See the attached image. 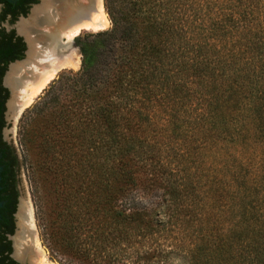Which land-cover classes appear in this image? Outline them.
<instances>
[{"label": "trees", "instance_id": "trees-1", "mask_svg": "<svg viewBox=\"0 0 264 264\" xmlns=\"http://www.w3.org/2000/svg\"><path fill=\"white\" fill-rule=\"evenodd\" d=\"M23 1L3 0L0 20ZM104 9L111 27L74 37L80 68L31 109H39L46 168L61 176L48 238L92 262L157 225L137 195L162 189V202L195 206L192 264H264V0H104ZM20 48L0 29V81ZM7 97L0 86L2 225L17 201V156L1 140ZM181 138L197 172L205 150V186H163L152 171L163 164L159 140Z\"/></svg>", "mask_w": 264, "mask_h": 264}, {"label": "rangeland", "instance_id": "rangeland-1", "mask_svg": "<svg viewBox=\"0 0 264 264\" xmlns=\"http://www.w3.org/2000/svg\"><path fill=\"white\" fill-rule=\"evenodd\" d=\"M40 4L41 1L39 0L35 7ZM102 6L106 16V22L103 28L96 31L83 30L80 33L97 32L107 30L111 27L110 18L104 9V0H102ZM33 8L26 17L17 20L13 24L18 34H20L18 31L19 24L24 21H29ZM8 25L7 23H3L6 29H10L11 27L9 28V26H13ZM20 35L24 37L22 33ZM28 51L29 49L26 52ZM76 52L78 55V51ZM26 58L25 55L22 62ZM79 68L80 56L78 55L77 64L72 68L59 71L35 99H33L29 107L23 110L21 109V113L17 114L15 118L13 117L10 122H8V119L11 116L7 115L6 104L12 97L8 93L5 103V125L2 128L1 136L3 141L14 149L18 162L15 168L17 201L14 213L15 225L13 233V240L16 238L18 243L16 241L13 243L14 252L19 249V242L22 245L24 244L27 249L24 247L21 249L29 251L30 256L24 262H21L23 264H38L40 251L43 253L44 264H192L188 253V249L191 246L192 226L189 225L188 218H192L193 213L189 211L195 206L192 207V204L186 198L183 202H173L172 200L162 202V189H157L152 192L139 190L137 195L141 209H144L146 212L145 215L151 219V223L155 221L157 225H153L152 223L153 228H151L150 232L144 234L137 235L138 232L135 230L132 232L130 239L128 238L124 242H119L116 245L107 247L104 251L97 252L92 262H83L81 258L78 259L70 251L68 252V250L66 251L57 245H53L51 239L48 238L45 226L49 224V220L57 212L55 205L56 192L61 176L59 174H53L51 170L49 172L46 168L47 160H43L42 148L39 145L41 132V118L37 114L39 109H31L40 100L39 98L43 96L44 91L48 89L54 80L56 81L60 76L75 73ZM55 86L57 87V84ZM63 94L62 92L59 96L60 103L66 104L68 103V95L63 96ZM48 111L51 110L48 109ZM50 113H45L44 119H49ZM23 135H26L25 140L28 141L26 142V146L20 144ZM185 141L187 142V140L182 138L180 140L173 139L169 143L167 141V146L163 147L162 145L165 141L163 139L159 140L158 146L160 144L161 150L165 151V153L163 155L162 153L158 154L157 159L162 160L163 164L160 172H157L159 165L154 167L152 171L156 173L158 178L163 179V186L168 183H174L177 186V184L187 183L190 179L197 181L199 185L205 186V150L202 151L200 156L201 163L199 164V170L197 172L196 165L193 161V157H196V155L192 149L184 145ZM178 147H181L182 150L183 148L185 149L184 156L181 158H176L174 154L175 148ZM178 160L179 162L176 164ZM181 163L183 164L181 165ZM165 181L167 182L165 183ZM203 186H198L197 191H202ZM186 203L190 204L188 209L186 208ZM23 204L26 205L27 210L31 214V226L34 230L33 237L36 238L37 247L30 236L28 238H25L26 236H17L20 233L18 213L20 212V205ZM188 213L191 214L190 217ZM25 235H28V233ZM83 238L85 239V235L81 234L80 239ZM32 253H35V255L31 256Z\"/></svg>", "mask_w": 264, "mask_h": 264}, {"label": "bare ground", "instance_id": "bare-ground-1", "mask_svg": "<svg viewBox=\"0 0 264 264\" xmlns=\"http://www.w3.org/2000/svg\"><path fill=\"white\" fill-rule=\"evenodd\" d=\"M105 22L102 0H41V4L33 8L29 21L18 26V31L28 41L27 58L11 65L5 80L12 90L22 83L15 89L17 92H13L20 104L19 111L29 105L59 71L77 64L78 55L71 45L72 39L83 30L102 29ZM18 218L20 233L17 236H30L37 247L31 214L25 204L20 205ZM18 246L19 259H27L29 251L21 249L27 248L20 242ZM44 263L40 251L38 264Z\"/></svg>", "mask_w": 264, "mask_h": 264}, {"label": "flooded vegetation", "instance_id": "flooded-vegetation-1", "mask_svg": "<svg viewBox=\"0 0 264 264\" xmlns=\"http://www.w3.org/2000/svg\"><path fill=\"white\" fill-rule=\"evenodd\" d=\"M9 1L10 3H16V0H5ZM39 0H24L20 6L13 7V11L9 12L6 14L4 20H0V29L4 30L5 33L12 32L13 33V41L19 39V45H20V50L19 53H22V58H24L26 51L28 50L27 43L20 34L17 33L15 29L14 23H16L17 20H19L20 17H26L28 13L31 12V9L38 3ZM6 9V5L3 2V0H0V16L2 12ZM3 23H7L9 25L10 29H6L5 26H3ZM19 59V60H21ZM16 61V60H14ZM14 61H11L6 64L5 67V72L7 71L8 65ZM40 64V63H39ZM3 74V76H4ZM3 76L0 81V86L5 89L8 93V90L3 86ZM5 107V105H4ZM4 114L3 113V120H4V125H5V119H4ZM2 131V130H1ZM1 140L2 136H1ZM16 207V206H15ZM16 209V208H15ZM15 213V212H14ZM14 213H9L10 214V219H8L6 222H4L5 225H2V222L0 221V264H23L21 263L22 261L24 262L26 259H19L18 255H16V251L14 252V241H16V238L13 240V233H14V221H15V216ZM17 248V246H16ZM21 260V261H20Z\"/></svg>", "mask_w": 264, "mask_h": 264}, {"label": "water", "instance_id": "water-1", "mask_svg": "<svg viewBox=\"0 0 264 264\" xmlns=\"http://www.w3.org/2000/svg\"><path fill=\"white\" fill-rule=\"evenodd\" d=\"M41 1V0H40ZM35 7V6H34ZM22 18H24V17H20L19 19H22ZM21 34V33H20ZM24 36V35H23ZM77 36V35H76ZM24 39H25V37H24ZM25 41H26V43H27V47H28V41L25 39ZM71 45L74 47V49H76V51H78V49H77V47L74 45V38L72 39V41H71ZM26 57H27V52H26ZM78 55L80 56V54H79V52H78ZM23 59H21V60H16V61H14V62H12V63H10L9 65H8V68H7V71L5 72V74H4V76H3V86L8 90V93H9V95L12 97V99L6 104V108H7V115H9V116H11L9 119H8V122H10L11 121V119H13V117H14V115H16L17 113L19 114V113H21V111L23 110V109H26L27 107H29V105L31 104H29V105H27V106H25V107H23L22 108V110H20V112H18L19 111V107H20V104H17V100H16V97H15V94L13 93V92H17L16 90L17 89H19L21 86H22V83H19V87H17V88H15L14 90H12L6 83H5V80H6V76H7V74H8V71L10 70V68H11V65H13V64H15V63H18V62H20V61H22ZM14 94V95H13ZM16 102V103H15ZM6 103V102H5ZM0 170H1V168H0ZM0 207H1V203H0ZM15 242V241H14Z\"/></svg>", "mask_w": 264, "mask_h": 264}]
</instances>
